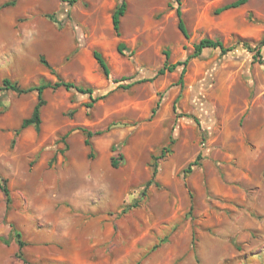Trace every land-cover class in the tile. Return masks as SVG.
Here are the masks:
<instances>
[{
	"label": "rangeland",
	"instance_id": "374dc122",
	"mask_svg": "<svg viewBox=\"0 0 264 264\" xmlns=\"http://www.w3.org/2000/svg\"><path fill=\"white\" fill-rule=\"evenodd\" d=\"M120 1L0 10V183L11 193L8 204L0 188V264H264V44L256 57L238 43L264 40V0L220 13L234 0H181L189 37L175 0H126L117 35ZM206 37L235 47L190 59L183 82L182 65L154 76ZM58 76L106 96L89 108L90 93L46 88L40 131L21 128L38 92L2 89L4 79ZM80 127L104 130L94 157Z\"/></svg>",
	"mask_w": 264,
	"mask_h": 264
},
{
	"label": "trees",
	"instance_id": "16d2710c",
	"mask_svg": "<svg viewBox=\"0 0 264 264\" xmlns=\"http://www.w3.org/2000/svg\"><path fill=\"white\" fill-rule=\"evenodd\" d=\"M69 3L72 5L74 4L77 0H68ZM178 5L176 8V12H177V16H178V27L180 29V31L186 36L189 37V32H188V28L186 26L184 17H183V13L181 10V0H175ZM249 0H234L230 3H227L221 7H219L217 9V13H220L222 11H225L227 9H231V8H237L240 7L244 4H246ZM16 4V0H8L4 3H2L0 5V10L2 8L8 7V6H12ZM168 7L169 8H173V2L170 1L168 3ZM127 11V1L126 0H121L115 7L113 14H112V23H113V27L114 30L116 32L117 35L121 34V23H122V17L125 15ZM48 17H50L51 19L54 20L55 16L53 14H47ZM239 44H243L246 48L250 49L251 51L254 50H258V54H256V57L261 56V51H260V47L264 44V40L261 41V43L258 44V48L256 47H252L251 44L248 41H242L240 40L238 42ZM235 47V45L232 46H226L222 40L220 39H212V38H203L202 40H200L198 43H196L194 45V50L192 52V54L188 55L187 58L185 60H180L177 61L175 63L169 64L166 63L162 68H160L159 70H157L154 74V76H157L159 74H163L166 70H174L176 67L182 65L183 69H182V73H181V81L183 82V77L184 74L186 73V69H187V65L190 61V59L194 58V57H198L200 56L206 49L208 48H220L222 53L225 54L228 51L232 50ZM127 48V45L124 42H119L117 49L120 53H123L124 50ZM168 55L170 54L169 52H166ZM95 59L97 60L99 66L101 67L103 73L106 76H109L111 73V69L110 66L106 60V58L104 57L103 53L99 50H94L93 52ZM258 55V56H257ZM42 62H46V60L44 58H42ZM135 82L129 83L127 84L126 87H131ZM65 88L67 90H73L76 89L81 93H90V99L91 101L88 102L87 106L89 108H92L94 103L101 98H104L106 96L105 95H100V96H92L93 90L90 87H85L82 85H77L76 83L69 81V80H65L62 77L58 76V80L56 82H51V81H42L40 84L38 85H31L29 87H23L21 86L17 81L12 82L9 78H5L4 79V87L2 89H11L13 91H16L19 94H23V93H28L31 91H37L38 92V101L33 109L32 114L29 117H25L22 120L21 123V128H26L29 126H34L35 129L37 131H40L41 129V124H42V117H41V112H42V108L43 106L46 104V100L44 98V90L46 88H53V89H57V88ZM3 103L0 100V107H2ZM155 111V110H154ZM80 130L83 131V133L85 134V144L90 148V157H94V152H93V143L91 141V138L93 135H99L102 134L104 132V130H96L93 131L91 129H88L86 127H80ZM173 138H171V143L173 142ZM164 153V152H163ZM162 156H155V160L158 158H161ZM197 160H195V162H193V164H197ZM111 164L114 167H117L119 162L118 160H116L115 158H112L111 160ZM191 164V165H193ZM191 169V168H190ZM158 173V163L157 161L154 162V172H153V176L150 180L147 181L146 183V187L150 186L152 183H155V177ZM0 188L2 189V191L4 192L5 196H6V201L9 204L11 201V193H10V189L8 188L5 180H3V182L0 183ZM144 194L146 193V190L143 192ZM136 204H130L127 207H132L135 206ZM127 210V208H126ZM12 231L13 233L16 235L17 237V241L19 244V249L17 251V256L21 259H23L25 262H28L27 259L24 256V246L26 245V242L23 240L22 238V232L14 225L12 224ZM155 247H157L155 245Z\"/></svg>",
	"mask_w": 264,
	"mask_h": 264
}]
</instances>
